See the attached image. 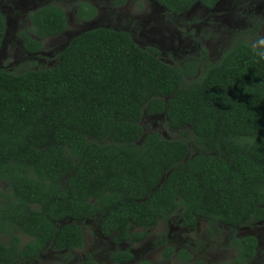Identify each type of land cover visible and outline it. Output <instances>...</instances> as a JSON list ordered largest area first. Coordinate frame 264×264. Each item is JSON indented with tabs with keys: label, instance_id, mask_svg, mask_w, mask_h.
<instances>
[{
	"label": "trees",
	"instance_id": "trees-1",
	"mask_svg": "<svg viewBox=\"0 0 264 264\" xmlns=\"http://www.w3.org/2000/svg\"><path fill=\"white\" fill-rule=\"evenodd\" d=\"M153 1L180 17L221 0ZM96 15L77 5L81 22ZM29 21L19 37L31 56L68 30L54 5ZM6 31L0 14V49ZM54 60L0 67V264L79 251L92 221L115 247L140 244L174 215L189 229L204 220L210 233L264 223V47L235 40L215 62L203 50L198 61L165 63L127 32L94 28ZM151 118L160 129L145 130ZM231 247L235 264L256 257L252 236ZM172 255L166 247L163 257ZM112 259L131 260L130 249ZM78 264L99 263L87 255Z\"/></svg>",
	"mask_w": 264,
	"mask_h": 264
},
{
	"label": "rangeland",
	"instance_id": "rangeland-1",
	"mask_svg": "<svg viewBox=\"0 0 264 264\" xmlns=\"http://www.w3.org/2000/svg\"><path fill=\"white\" fill-rule=\"evenodd\" d=\"M80 2L96 9L97 15L91 22H81L77 18ZM49 5L58 6L65 12L68 30L62 36L44 40L42 51L31 56L23 49L19 34L29 28L30 12ZM0 14L7 21L0 49V67L8 70L32 60L38 65H52L55 55L74 36L94 28L127 32L141 47L159 49L165 63L198 61L203 50L207 52V59L215 62L235 40L253 47H264V0H221L212 11L196 5L180 17L168 16L153 0H127L119 8L113 6L112 0H0ZM159 122H162L161 118L145 119V130L160 129ZM5 186L0 182V190ZM97 226V222L92 221L84 228L81 250L67 254L48 248L38 261L28 264H78L87 255L93 256L99 264H114L112 255L116 248L114 250L110 239L99 234ZM162 234L166 235L165 243H159ZM235 235L256 237L258 253L248 264H264V223L242 229ZM232 236V232L220 226L208 232L204 220L199 221L194 230H188L181 225L179 215H174L152 230L142 243L123 244L118 250L131 249L133 259L126 264H234L235 251L230 246ZM22 242L25 244L28 240L22 238ZM166 247L173 250L168 259L163 257ZM182 250L191 256V261L184 263L179 260L178 254Z\"/></svg>",
	"mask_w": 264,
	"mask_h": 264
},
{
	"label": "flooded vegetation",
	"instance_id": "flooded-vegetation-1",
	"mask_svg": "<svg viewBox=\"0 0 264 264\" xmlns=\"http://www.w3.org/2000/svg\"><path fill=\"white\" fill-rule=\"evenodd\" d=\"M7 1H13V0H7ZM220 2H221V1H220ZM220 2H219V3H220ZM219 3H218V4H219ZM218 4L216 5V7L218 6ZM216 7H215V8H216ZM37 9H38V8H37ZM192 9H193V8H192ZM192 9H191V10H192ZM204 9H205V8H204ZM35 10H36V9H34L33 11H35ZM191 10H190V11H191ZM205 10H208V9H205ZM33 11H32V12H33ZM190 11H189V12H190ZM208 11H212V10H208ZM30 13H31V12H30ZM30 13H29V14H30ZM1 15H2V14H1ZM3 16H4V15H3ZM4 18H5V17H4ZM5 20H6V18H5ZM28 20H29V15H28ZM29 25H30V21H29ZM6 26H7V21H6ZM134 41H135V40H134ZM135 42H136V41H135ZM139 46H140V45H139ZM173 217H174V216H173ZM173 217H172V218H173ZM170 219H171V218H170ZM170 219H169V220H170ZM180 220H181V219H180ZM167 221H168V220H167ZM167 221H166V222H167ZM198 223H199V221H198ZM198 223H197V225H198ZM261 224H262V223H253V224H252L251 226H249V227H252V226H254V225H261ZM181 225H182V221H181ZM197 225H196V227H197ZM182 226H183V225H182ZM183 227H184V226H183ZM196 227H195V228H196ZM220 227H222V226H220ZM249 227L239 228V229L236 230V232H233L229 227L223 226V228H227L230 232H232V233L234 234V236H232L231 239H230V246H231V241H232L233 237H236V238H243V237H246V236L238 237V236H236L235 234H237V232L241 231L242 229L249 228ZM184 228H186V227H184ZM195 228H194V229H195ZM186 229H188V230H194V229H192V228H190V229H189V228H186ZM208 232H209V231H208ZM163 235H164V234H162V236H163ZM162 236H161V237H162ZM165 236H166V235H165ZM83 237H84V235H83ZM252 237H254V236H252ZM254 238L256 239V237H254ZM106 239H107V238H106ZM109 239H110V238H109ZM256 241H257V253H258V240L256 239ZM111 242H112V241H111ZM165 242H166V237H165L164 239L159 238V243H165ZM83 243H84V238H83ZM141 243H142V242H141ZM112 244H113V243H112ZM123 244H128V243H122L121 245H118L117 247L114 246V250H115V248H116V251H120V250H118V249H119ZM132 244H134V243H132ZM113 245H114V244H113ZM134 245H138V244H134ZM156 245H158V244H156ZM49 249H50V248H49ZM129 249H130V248H129ZM46 250H47V249H46ZM46 250H45V251H46ZM126 250H128V249H126ZM126 250H124V251H126ZM53 251H54V250H53ZM116 251H115V252H116ZM182 251L185 252V255H186L187 257H190V259H188L187 261H182V262L187 263V262L191 261V256H190L188 253H186V251H184V250H182ZM54 252H57V253H63V252H66V251H54ZM115 252L113 253V255L115 254ZM179 253H180V252H179ZM130 254H131V249H130ZM113 255H112V258H113ZM131 255H132V254H131ZM90 256H91V255H90ZM256 256H257V254H256ZM40 257H41V256H40ZM92 257H93V256H92ZM255 258H256V257H255ZM255 258H254V259H255ZM39 259H40V258H39ZM68 259H69V258H68ZM132 259H133V256H132ZM132 259H131V260H132ZM254 259H253V260H254ZM131 260H128V261H126V262H120V263H118V264H126V263L131 262ZM233 260H234V259H233ZM253 260H252V261H253ZM112 261H113V259H112ZM252 261H250V262H252ZM34 262H36V261H34ZM233 262H234V261H233ZM113 263H114V261H113ZM143 263H144V262H143ZM147 263L151 264L150 262H147ZM114 264H115V263H114ZM234 264H235V263H234Z\"/></svg>",
	"mask_w": 264,
	"mask_h": 264
}]
</instances>
